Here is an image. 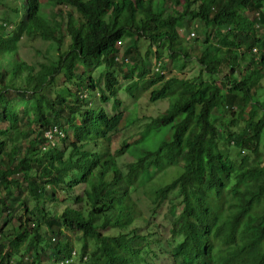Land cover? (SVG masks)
Instances as JSON below:
<instances>
[{
  "label": "trees",
  "instance_id": "trees-1",
  "mask_svg": "<svg viewBox=\"0 0 264 264\" xmlns=\"http://www.w3.org/2000/svg\"><path fill=\"white\" fill-rule=\"evenodd\" d=\"M12 6L0 0V264H157L163 252L178 264H264V0H25L19 13ZM195 19L193 42L202 37V45L186 41ZM37 33L54 41L55 62L19 52L22 38ZM125 36L135 46L122 55ZM141 38L158 59L165 50L177 73L152 74ZM191 59L200 67L188 78ZM117 70L132 97L152 89L150 102L170 100L146 127L171 124L172 138L126 171L117 157L129 144L111 149L124 111L104 109L109 100L115 110L122 105ZM181 162L178 177L152 184ZM138 190L157 213L166 205L164 216L174 215L175 241L154 248L150 232L146 249L139 230L125 233L139 214Z\"/></svg>",
  "mask_w": 264,
  "mask_h": 264
},
{
  "label": "rangeland",
  "instance_id": "rangeland-1",
  "mask_svg": "<svg viewBox=\"0 0 264 264\" xmlns=\"http://www.w3.org/2000/svg\"><path fill=\"white\" fill-rule=\"evenodd\" d=\"M8 3H11L12 7H16V11L24 12L25 10V0H7ZM44 6L46 3V0H42ZM11 7V8H12ZM4 8L0 7V15L3 14ZM46 14L50 15V10L45 9L44 10ZM68 11V10H67ZM9 12L12 14L13 12L5 8L6 15ZM54 18V16H53ZM57 20L62 21V23L66 22V15L65 10L63 13L59 15ZM50 22L52 23L53 20L51 18ZM2 23V21H0ZM200 27V26H199ZM65 30V26L63 24V33ZM181 33H183L181 31ZM37 36L35 37H28L24 36L22 40L19 42V52L21 55H24L28 61L35 60L39 62H47V59H52L54 62L56 58L58 57L59 50L56 49V45L54 44V41H48L41 38V36L37 33ZM197 37V34L192 37L187 34L186 41L190 43L191 45L200 44L202 45V37H200V42H193V39ZM58 38V37H57ZM189 38V39H188ZM66 39V37H65ZM66 44L69 42V38L66 40ZM122 45H120L121 54L128 50L127 47H133V39L129 36H125L122 40ZM139 47L141 55L140 57H144V60L146 62L149 61L151 63V70L152 74L153 71L155 72V54L154 51L148 52L150 41L146 38H141L139 41ZM135 46V45H134ZM66 47V46H65ZM64 47V48H65ZM130 49L129 51H132ZM196 53H199L200 48L195 49ZM161 53L164 55L162 57V62H166L167 64H163L164 73L169 76L171 74L177 73V70H175V64L170 62L169 56L166 54L165 50L161 49ZM129 57V56H127ZM134 60L130 57L128 58V61L125 62V64L122 66L126 71H129L133 65ZM148 64V63H147ZM195 64V66H194ZM121 66V65H120ZM199 63L191 59L188 63V66L186 68V76L188 78H191L196 74V72L199 70ZM162 69V67H161ZM229 73V68L224 70V72L221 73L220 77H222L225 73ZM156 73V72H155ZM235 73H239L237 70ZM101 74V68H96L93 71L94 77H98ZM118 77L120 79V90L118 93L119 99L122 101V105L118 110H115L112 107V100H109L106 104H104V109H106L107 112L110 114L118 113L119 110L124 111V117L122 119V123L119 130L114 132L115 139L113 140V144L115 148H119V145H122L123 142H127L129 144L126 152L120 156L117 157V161L120 167L123 169H126V164L129 162L134 161L137 159L138 156L143 155L146 151H155L157 150L160 145L170 138H172V125H162L158 129L150 126L149 128L146 127V123L151 121L150 117L161 115L169 106V98L159 99L155 102H150L149 96L152 89H148L145 93L142 94V96L139 99H136L132 97L127 91H126V85L128 82V78L124 76L123 73H120L119 70H117ZM157 75V74H154ZM148 80L147 78L145 79ZM261 82L264 83V78L261 79ZM154 87V86H150ZM264 89V88H261ZM264 94V93H263ZM260 97L262 96V93H259ZM99 95H97V98H93V100L90 101L89 106L91 108L97 107L99 104ZM216 115H219V113H215ZM261 114V113H260ZM259 114V115H260ZM246 117V116H245ZM243 122V121H242ZM146 134V135H145ZM114 138V137H113ZM264 143V141H263ZM263 151L264 148L262 147ZM182 169H177L176 167H171L163 172H158L157 176L153 179L152 184L155 186H162L169 182H171L176 176H178L181 173ZM27 192V191H23ZM60 192V191H59ZM179 191H177L175 196H179L181 194ZM25 195V194H24ZM22 194V197H24ZM64 193L61 192L59 197H63ZM26 197V196H25ZM133 197L136 199L141 200L143 203H149V199L143 194L141 190H138V192H133ZM64 198V197H63ZM28 203L30 205L33 204L32 198H29ZM145 210V214L142 216V219L145 220V222L142 223L141 227H139L137 230H139V234H143L146 236V239L143 241H140L142 246H145L147 249V240L149 239V233L153 232L155 241L157 240V243L154 244V248L159 247L162 242L164 241L165 245H168L176 238V235H174L173 231L171 230V217L174 218V215H171L168 219L164 216L167 212V206H163L159 213H157L153 206L151 205V208L149 207V212L147 210V207L143 206ZM17 214H15L16 216ZM10 226L12 227L11 223L8 224V226L5 227L3 233L9 232ZM127 232L130 233L131 229H127ZM161 237V238H159ZM159 238V240H158ZM176 240V239H175ZM174 240V241H175ZM76 243V242H75ZM93 246H91L89 249L91 250ZM78 248H77V255H78ZM76 255V256H77ZM165 257V253L163 252L161 255V259ZM16 260L18 257L15 258ZM77 261V258L75 259ZM48 261H45V264H47ZM80 264V262L78 263Z\"/></svg>",
  "mask_w": 264,
  "mask_h": 264
},
{
  "label": "clouds",
  "instance_id": "clouds-1",
  "mask_svg": "<svg viewBox=\"0 0 264 264\" xmlns=\"http://www.w3.org/2000/svg\"><path fill=\"white\" fill-rule=\"evenodd\" d=\"M42 1V0H41ZM181 1H183V0H181ZM43 3V2H42ZM178 8H179V10H181V7L180 6H178ZM46 13V12H45ZM199 23V20L198 19H195V20H193V21H191L190 22V27H191V31H190V34H188L189 36H192V37H194L196 34H197V28H196V24H198ZM181 31H183V30H181ZM180 31V32H181ZM195 39V38H194ZM120 45H122V44H120ZM254 48H257V50L255 51L254 50ZM253 48V50L255 51V52H258L259 50H260V48H258V47H254ZM154 49H156V47H154ZM264 50V49H263ZM126 61H128V59H126L125 60V62ZM162 60L161 59H158L157 58V56H155V63H154V65H155V72L153 71V74H157V76H159V75H161V74H165L164 73V70H163V68H164V66H163V64H165V62L163 63V62H161ZM163 66V67H162ZM161 67H162V69H161ZM157 68H158V70H157ZM185 72V76H186V70L184 71ZM176 74V73H175ZM101 107V106H100ZM122 123V122H121ZM121 125V124H120ZM58 129V131L63 135H65V132L63 131V129L62 128H57ZM119 130V129H118ZM46 135H48L49 136V138H51L52 139V142L55 140V139H57V137L55 136V135H51L50 133H49V131H47L46 132ZM114 137V138H113ZM115 139V135H114V132L112 133V144H111V149L112 150H117V149H119L124 143H127V142H123L122 143V145H119V148H115L114 147V144H113V140ZM127 150V149H126ZM126 152V151H125ZM122 155V154H121ZM120 156V155H119ZM118 162V161H117ZM128 164V163H127ZM126 164V165H127ZM119 165V164H118ZM177 166L178 167H176L177 169H183V162H181L180 164H177ZM120 167V166H119ZM122 168V167H121ZM123 170H125L126 171V169H123ZM182 172V171H181ZM180 175V174H179ZM178 175V176H179ZM178 176H176V177H178ZM175 177V178H176ZM174 178V179H175ZM143 206H145V207H147V210H148V212H149V206H148V203H141L140 204V206H139V214H138V216L136 217V219L134 220V222L132 223V224H129L128 226H127V228L125 229V233H128L127 232V229H131V231H132V229H135V232L137 231V229L139 228V227H141V225H142V223L143 222H145V220H143L142 219V216L145 214V210H144V208H143ZM140 229V228H139ZM0 242H1V234H0ZM165 253V252H164ZM179 263V261H177L176 260V256H174V255H168V256H165L163 259H161V260H159V261H157V264H178Z\"/></svg>",
  "mask_w": 264,
  "mask_h": 264
},
{
  "label": "built area",
  "instance_id": "built-area-1",
  "mask_svg": "<svg viewBox=\"0 0 264 264\" xmlns=\"http://www.w3.org/2000/svg\"><path fill=\"white\" fill-rule=\"evenodd\" d=\"M254 50L256 51V50H257V48H254ZM157 70H158V68H157Z\"/></svg>",
  "mask_w": 264,
  "mask_h": 264
}]
</instances>
